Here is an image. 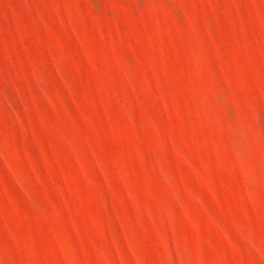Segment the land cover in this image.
Returning <instances> with one entry per match:
<instances>
[{
  "label": "rangeland",
  "instance_id": "rangeland-1",
  "mask_svg": "<svg viewBox=\"0 0 264 264\" xmlns=\"http://www.w3.org/2000/svg\"><path fill=\"white\" fill-rule=\"evenodd\" d=\"M0 264H264V0H0Z\"/></svg>",
  "mask_w": 264,
  "mask_h": 264
}]
</instances>
